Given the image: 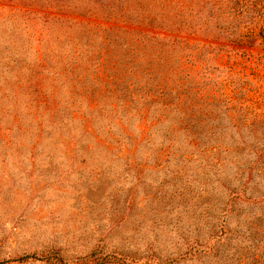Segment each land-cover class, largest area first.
<instances>
[{"label": "rangeland", "instance_id": "374dc122", "mask_svg": "<svg viewBox=\"0 0 264 264\" xmlns=\"http://www.w3.org/2000/svg\"><path fill=\"white\" fill-rule=\"evenodd\" d=\"M161 8L0 0V264H264V46Z\"/></svg>", "mask_w": 264, "mask_h": 264}, {"label": "trees", "instance_id": "16d2710c", "mask_svg": "<svg viewBox=\"0 0 264 264\" xmlns=\"http://www.w3.org/2000/svg\"><path fill=\"white\" fill-rule=\"evenodd\" d=\"M160 6L161 17L147 19L149 26H160L171 20L172 30L178 33L202 35L240 45L264 46V0H160ZM241 79L245 85L256 86L244 77ZM243 90L246 88L240 91ZM136 98L133 95L128 99L124 97L123 103L133 104ZM222 101L227 105L226 110L245 108L243 103L238 108L235 100L228 97ZM229 120L233 122L232 127L239 128L234 118ZM30 258L34 256L21 257L17 261Z\"/></svg>", "mask_w": 264, "mask_h": 264}]
</instances>
